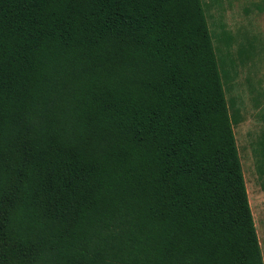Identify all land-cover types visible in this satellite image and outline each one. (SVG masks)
Returning <instances> with one entry per match:
<instances>
[{"label":"trees","instance_id":"obj_1","mask_svg":"<svg viewBox=\"0 0 264 264\" xmlns=\"http://www.w3.org/2000/svg\"><path fill=\"white\" fill-rule=\"evenodd\" d=\"M233 65L202 0H0V264H264Z\"/></svg>","mask_w":264,"mask_h":264},{"label":"rangeland","instance_id":"obj_2","mask_svg":"<svg viewBox=\"0 0 264 264\" xmlns=\"http://www.w3.org/2000/svg\"><path fill=\"white\" fill-rule=\"evenodd\" d=\"M202 2L217 56L236 62L230 77L223 76L224 85L230 105L235 103L242 116L234 131L264 254V189L258 174L263 156L255 151L264 134V0ZM226 33L233 35V44L226 42Z\"/></svg>","mask_w":264,"mask_h":264},{"label":"crops","instance_id":"obj_3","mask_svg":"<svg viewBox=\"0 0 264 264\" xmlns=\"http://www.w3.org/2000/svg\"><path fill=\"white\" fill-rule=\"evenodd\" d=\"M248 193H249V191H248ZM250 199V198H249ZM251 203V202H250ZM251 207H252V205H251ZM252 211H253V209H252ZM254 214V213H253ZM254 218H255V216H254ZM255 223H256V221H255ZM257 226V225H256ZM259 235V234H258ZM261 243V242H260ZM263 251V250H262ZM263 256H264V254H263Z\"/></svg>","mask_w":264,"mask_h":264}]
</instances>
